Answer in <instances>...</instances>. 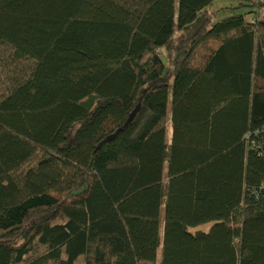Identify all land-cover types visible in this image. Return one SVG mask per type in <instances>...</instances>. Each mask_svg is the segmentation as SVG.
Listing matches in <instances>:
<instances>
[{"label":"trees","instance_id":"16d2710c","mask_svg":"<svg viewBox=\"0 0 264 264\" xmlns=\"http://www.w3.org/2000/svg\"><path fill=\"white\" fill-rule=\"evenodd\" d=\"M212 1L0 0V264H264V0Z\"/></svg>","mask_w":264,"mask_h":264},{"label":"rangeland","instance_id":"374dc122","mask_svg":"<svg viewBox=\"0 0 264 264\" xmlns=\"http://www.w3.org/2000/svg\"><path fill=\"white\" fill-rule=\"evenodd\" d=\"M249 8L244 6H239L237 0H213L212 3L208 6V10L212 14V22L219 21L220 19L227 17L229 15H232L234 13H244ZM259 16L262 18L264 17V9H261V12ZM3 71L0 70V91L2 90L3 84L2 81L3 78ZM171 134V128H170V122H167V136L170 137ZM209 227V224L201 225L197 228L191 229L190 231L195 230H207Z\"/></svg>","mask_w":264,"mask_h":264}]
</instances>
